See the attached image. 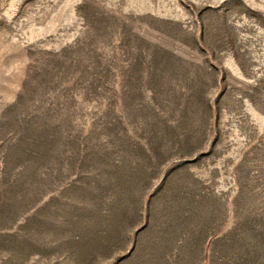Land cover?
Returning a JSON list of instances; mask_svg holds the SVG:
<instances>
[{"label": "rangeland", "instance_id": "obj_1", "mask_svg": "<svg viewBox=\"0 0 264 264\" xmlns=\"http://www.w3.org/2000/svg\"><path fill=\"white\" fill-rule=\"evenodd\" d=\"M0 264H264V0H0Z\"/></svg>", "mask_w": 264, "mask_h": 264}]
</instances>
